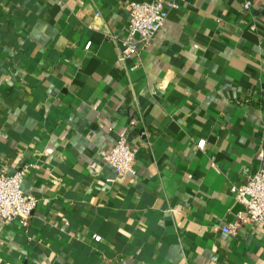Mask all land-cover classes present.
<instances>
[{
  "label": "crops",
  "instance_id": "1",
  "mask_svg": "<svg viewBox=\"0 0 264 264\" xmlns=\"http://www.w3.org/2000/svg\"><path fill=\"white\" fill-rule=\"evenodd\" d=\"M130 1L0 0V172L38 199L0 264H264V222L222 230L264 166V0H176L120 63Z\"/></svg>",
  "mask_w": 264,
  "mask_h": 264
},
{
  "label": "built area",
  "instance_id": "2",
  "mask_svg": "<svg viewBox=\"0 0 264 264\" xmlns=\"http://www.w3.org/2000/svg\"><path fill=\"white\" fill-rule=\"evenodd\" d=\"M242 2L243 8L248 9L250 0H242ZM177 6L176 0H131L127 30L121 39L122 48L118 54V61L122 63L133 58L140 50L146 48L162 27L168 8ZM90 46L91 42H87L84 48L88 50ZM197 146L203 148L204 141L200 140ZM134 153L135 150L127 140L120 138L102 158L114 170L115 178H121L132 172ZM23 176V170L13 174L0 172V222L2 223L18 220L22 226H27L38 204L35 196L23 192ZM234 199L243 206V210L236 215L233 222L222 228L223 232L233 233L243 222H264V166L255 173L248 174L244 183L234 187ZM99 239L98 235L94 236L95 241Z\"/></svg>",
  "mask_w": 264,
  "mask_h": 264
}]
</instances>
